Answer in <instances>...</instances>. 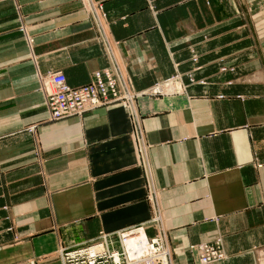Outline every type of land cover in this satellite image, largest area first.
<instances>
[{"label":"crops","instance_id":"0c3cea01","mask_svg":"<svg viewBox=\"0 0 264 264\" xmlns=\"http://www.w3.org/2000/svg\"><path fill=\"white\" fill-rule=\"evenodd\" d=\"M89 1L137 91L179 90L140 95L139 127L121 103L52 120L50 72L78 87L110 64L94 13L0 0V264H64L140 223L174 264L219 236L216 264H264V0Z\"/></svg>","mask_w":264,"mask_h":264},{"label":"built area","instance_id":"2783aa9c","mask_svg":"<svg viewBox=\"0 0 264 264\" xmlns=\"http://www.w3.org/2000/svg\"><path fill=\"white\" fill-rule=\"evenodd\" d=\"M87 1L89 9L94 13L93 16L102 32L110 64L104 69L96 70L89 83L78 87L69 85L63 72H50L47 77L55 85L54 89H47V106L50 118L59 120L73 115H82L97 107L121 103L129 111L135 125L139 127L140 117L136 106L137 98L146 93L158 95L168 89L167 92H173L178 89L175 88L176 80L168 79L147 91H137L120 56L116 53L115 43L109 40L104 31L99 12L101 4ZM194 60H197L196 55ZM137 134L139 150L143 155H146L147 146L144 142L143 131L138 129ZM158 219L159 217H154L151 222H157ZM144 229L145 224L140 223L128 228V230L118 232L102 230L95 241L70 248L62 247L61 256L64 264H174L172 249L164 232L158 231L154 235H148L146 232L148 245L145 250L137 255H130L126 240L129 237L139 235ZM117 233L119 237L115 238L114 235ZM138 241L140 246L145 243L142 238ZM190 246L198 251L199 262L197 264H216L228 256L224 239L221 236L213 242L193 243Z\"/></svg>","mask_w":264,"mask_h":264},{"label":"bare ground","instance_id":"6f19581e","mask_svg":"<svg viewBox=\"0 0 264 264\" xmlns=\"http://www.w3.org/2000/svg\"><path fill=\"white\" fill-rule=\"evenodd\" d=\"M48 83H49L51 89H54L55 85L50 79H48ZM177 83H179V81ZM179 87H180V85L178 84V90H179ZM166 91H169V89L166 90ZM140 238H142L145 241L143 246L139 245V241L138 240ZM126 244H127V248H128V251H129L130 255H137L139 253H142L145 250V248L147 247V245H148L147 244V233H146L145 229H144V231L140 232L139 235H135V236L129 237L126 240ZM136 248H137L138 251L136 250Z\"/></svg>","mask_w":264,"mask_h":264},{"label":"rangeland","instance_id":"374dc122","mask_svg":"<svg viewBox=\"0 0 264 264\" xmlns=\"http://www.w3.org/2000/svg\"><path fill=\"white\" fill-rule=\"evenodd\" d=\"M257 22H264V17H261V16H258V20H257ZM196 55V54H195ZM194 55V56H195ZM193 59H194V57H193ZM195 61V60H194ZM197 61V60H196ZM223 69H225V67L223 68ZM60 120V119H59ZM138 225V224H137ZM135 226V225H134ZM133 227V226H132ZM131 228V227H130ZM128 230V229H127ZM119 231H121V230H119ZM118 232V231H117ZM100 234V233H99ZM99 234L96 236V237H94V238H92V239H90L89 241H86V242H83L84 244L85 243H89V242H92V241H95V240H97L98 239V236H99ZM114 237L116 238V237H119V235H118V233H117V235L115 234L114 235ZM83 243H79V244H83ZM79 244H76V245H73V246H66L67 248H70V247H74V246H77V245H79ZM118 244V243H117ZM64 247V246H63Z\"/></svg>","mask_w":264,"mask_h":264}]
</instances>
